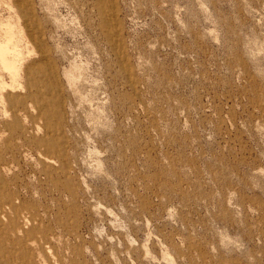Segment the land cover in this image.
I'll use <instances>...</instances> for the list:
<instances>
[{
    "label": "rangeland",
    "instance_id": "obj_1",
    "mask_svg": "<svg viewBox=\"0 0 264 264\" xmlns=\"http://www.w3.org/2000/svg\"><path fill=\"white\" fill-rule=\"evenodd\" d=\"M0 43V264H264V0H0Z\"/></svg>",
    "mask_w": 264,
    "mask_h": 264
},
{
    "label": "bare ground",
    "instance_id": "obj_2",
    "mask_svg": "<svg viewBox=\"0 0 264 264\" xmlns=\"http://www.w3.org/2000/svg\"><path fill=\"white\" fill-rule=\"evenodd\" d=\"M109 8H111V7H109ZM102 18V17H101ZM105 19V18H104ZM105 21V20H104ZM108 24V23H107ZM108 33V32H107ZM110 33V32H109ZM108 33V34H109ZM116 33V32H115ZM111 34V33H110ZM116 35V34H115ZM118 36V35H117ZM21 38H22V36H21ZM24 38V37H23ZM115 38V37H114ZM25 39V38H24ZM12 40V39H11ZM25 41V40H24ZM27 43V42H26ZM25 43V44H26ZM12 51V50H11ZM17 50H15V52H16ZM6 52H8V48L7 47H5V45H3L2 43H0V55L1 56H3ZM18 55V54H17ZM4 63H6V62H4ZM6 65H9L10 67V69L11 70H15L16 69V66H15V64L13 63V64H10V63H6ZM46 160V159H45ZM48 161V160H47ZM15 227V226H14Z\"/></svg>",
    "mask_w": 264,
    "mask_h": 264
}]
</instances>
